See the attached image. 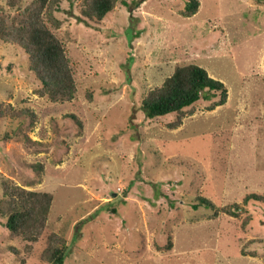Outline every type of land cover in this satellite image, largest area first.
<instances>
[{
    "label": "rangeland",
    "instance_id": "rangeland-1",
    "mask_svg": "<svg viewBox=\"0 0 264 264\" xmlns=\"http://www.w3.org/2000/svg\"><path fill=\"white\" fill-rule=\"evenodd\" d=\"M30 1L0 0V14ZM54 1L44 19L72 61L71 100L37 92L25 49L0 40V198L3 181L52 193L37 241L0 215V264H50V232L62 264H264V199L244 200L264 197V0H198L188 15V0H117L101 20ZM186 63L225 102L199 98L174 128L175 113L146 117L143 96Z\"/></svg>",
    "mask_w": 264,
    "mask_h": 264
},
{
    "label": "trees",
    "instance_id": "trees-1",
    "mask_svg": "<svg viewBox=\"0 0 264 264\" xmlns=\"http://www.w3.org/2000/svg\"><path fill=\"white\" fill-rule=\"evenodd\" d=\"M117 0H83V11L86 16L101 20L113 9ZM14 6L20 0H6ZM54 0H31L17 16L0 14V40L17 44L25 49L29 56V69L40 81L37 89L51 101L71 100L77 90L72 61L66 47L57 33L44 19V10ZM198 7V0H188L185 14H192ZM8 20V23H7ZM217 97L210 106L225 102L227 88L218 78L196 63L176 65L170 75L159 84L149 89L141 99L140 107L148 118L175 113L170 127L178 126L185 109L199 98ZM10 182V181H9ZM3 195L0 198V215L6 217L7 229L32 242L37 241L45 229L48 211L52 202V193L44 190L27 189L21 185L2 182ZM249 198L264 199L256 193H249ZM199 205L215 208L214 203L204 196H198L192 206ZM224 207L225 211L237 214L241 206L238 203ZM233 208V209H232ZM47 245L40 253L42 260L50 264H62L68 246L65 240L54 232L47 235Z\"/></svg>",
    "mask_w": 264,
    "mask_h": 264
}]
</instances>
